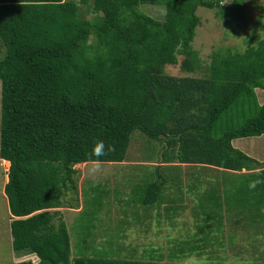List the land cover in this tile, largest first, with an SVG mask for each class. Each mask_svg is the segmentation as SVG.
Returning a JSON list of instances; mask_svg holds the SVG:
<instances>
[{"label": "trees", "instance_id": "1", "mask_svg": "<svg viewBox=\"0 0 264 264\" xmlns=\"http://www.w3.org/2000/svg\"><path fill=\"white\" fill-rule=\"evenodd\" d=\"M223 1L0 0V40L6 48L0 60V158L10 162L4 191L12 247L39 259L16 264H185L89 255L93 249L73 257L66 222L48 212L63 207L67 192L78 194L75 166L123 163L139 139L161 161L137 200L141 204L129 199L127 212L161 202L168 182L182 178L178 165L236 172L225 180L235 187L225 190V198L241 222L251 221L245 230L256 233L258 258V247H264V161L233 141L264 135V103L256 93L264 90V38L255 31L244 49L221 47L206 65L192 45L201 25L199 7L216 8V16L228 21L242 19L247 0L225 6ZM142 5L162 6L163 20L142 12ZM178 64L184 76L166 72ZM136 131L141 133L133 138ZM100 142L104 154L97 157L93 149ZM140 166L146 167L132 165ZM162 167L171 168L174 179L161 173ZM208 189L203 198L220 200L216 185ZM73 200L75 207L78 197ZM92 236L93 228L86 241ZM172 249L169 257L171 251L186 255L184 248Z\"/></svg>", "mask_w": 264, "mask_h": 264}, {"label": "rangeland", "instance_id": "2", "mask_svg": "<svg viewBox=\"0 0 264 264\" xmlns=\"http://www.w3.org/2000/svg\"><path fill=\"white\" fill-rule=\"evenodd\" d=\"M232 1L224 0L222 5H230ZM255 2L256 5L264 3L263 0H247V8L243 10L242 19L231 21L217 17L216 8H198L197 15L201 19V25L197 28V34L192 45L195 50L200 52L203 64L206 65L211 62V56L215 50L228 46L244 49L246 39H251L250 37L253 36L255 31L262 33L264 19H260L257 24L254 22L257 18L253 17L255 10L251 7ZM140 10L158 20H163L165 15V9L162 6L142 5ZM87 17H91V14ZM5 55L6 48L0 40V60ZM179 61H182V57H179ZM180 69V64L167 66L166 72L170 75L184 76L185 74ZM186 76L202 77L197 74H187ZM256 92L260 102L264 103V91L256 89ZM139 133L141 132L136 131L133 138L140 135ZM138 142L130 147L127 159L123 163H83L75 166L79 171L78 194L71 191L67 192L62 198L63 207L48 210L50 213H58V217L61 215L66 222L71 236L73 257L79 255L77 251L81 250L87 253V251L93 249V252H88L89 255H94V251L98 253L94 256L111 259H122L127 255V259L135 261L165 260L180 261L179 263L185 264H250L246 262V259H249L252 264L262 263L264 247L259 246V248L257 246L259 250L257 258L254 250L257 244L255 242L256 233L253 230H245L251 221L245 219V222H241V219L238 218L239 213L233 212L229 205H224L228 209L224 210L225 213L230 214L228 218L223 219L221 216H213L207 219H210L209 221L200 219L203 218L204 214L201 211L198 213V208L196 207L195 210V205L201 200L199 197L203 195L206 189L204 190L203 186L198 184L193 186L191 180L185 182L183 185L186 187L185 189L180 187L181 181L192 175L189 173L191 171L189 168L183 169L184 173H180L181 179L168 182L161 192L162 201L160 204L157 203L151 208L147 207L150 213L164 214V218L159 219L157 215H153L152 219H141L140 217L133 220L128 219L127 211L130 206L128 200L135 199L136 202L131 203L135 206L141 204L137 200L145 195V187L149 180L153 179L152 174L157 172V164L161 161V158L158 159L159 156L152 158L150 152L153 153L154 149L150 148L146 152L145 147ZM233 144L247 152L249 156L264 161V135L236 139ZM155 145V142H152L150 146L154 147ZM2 164V168L9 169L8 165L3 162ZM140 164L146 167H132V165ZM8 171H5V174L3 173L4 178ZM146 171L148 172L144 174L143 172ZM160 171L161 173L166 172L167 178L174 179L170 178L175 175L171 168L162 167ZM3 174L0 168V264H16L28 260L38 263L39 259L35 254L21 255L13 250L12 218L9 212L8 198L4 194ZM207 175L213 176V172ZM196 187L199 189L198 192ZM224 188L234 189L235 187L223 186L220 190L224 191ZM75 197H78V202L75 207L70 206L75 202L73 200ZM178 201L180 203L176 206L175 204ZM143 207L144 205H140L138 207L139 211H143ZM110 211L113 212V218ZM231 212L233 213L232 216ZM58 217L56 215L55 223H58ZM232 224H236L238 230H241L244 237V247L246 246L249 249L247 252L246 247L245 250L240 248L239 250L238 248L233 250L232 247V252L228 250L229 245L235 243L233 236L218 237L217 228H220V231L222 228L223 231L236 234V230L228 228ZM91 228H93L92 241L87 242L86 238L90 234ZM78 238L80 242L77 249ZM193 241H197V244H192ZM177 242L186 243H182L177 247L175 245ZM172 248H184L186 255L182 256L181 252L171 251L173 257H169V251L174 250ZM154 249L157 251L152 253L150 250ZM226 259L232 260L225 262Z\"/></svg>", "mask_w": 264, "mask_h": 264}, {"label": "crops", "instance_id": "3", "mask_svg": "<svg viewBox=\"0 0 264 264\" xmlns=\"http://www.w3.org/2000/svg\"><path fill=\"white\" fill-rule=\"evenodd\" d=\"M251 8H253L255 10L253 17H255V18L259 17L261 19H264V3L263 4H257V5L254 4ZM248 12H250V10H248ZM259 35H260L259 37L264 38V29L262 30V33H260ZM259 90L264 91L262 89H259ZM233 146H234V144H233ZM234 147L239 149V150H242L239 147H236V146H234ZM243 152H245V151H243ZM245 153H247V152H245ZM257 160L261 161L259 159H257ZM2 162L5 163L6 165H8L9 168H10V162L5 161V160L0 158V168H1L2 174H3L5 171H8L9 169L6 170L5 167L2 168L1 167V166H3ZM185 168L191 169V171L189 173H191L192 175L187 176L186 179L182 181L183 185L185 184V182H187L189 180H191L193 182V186L195 184L201 185V186H203L204 190L208 189L211 185L212 186L216 185V193H218L216 195L221 196V197L219 196L220 200L218 198L215 199L214 197H211L212 198L211 202H209L208 199L206 200L202 196L199 197V198H201V200L196 203L195 210L197 207L198 213L201 211L202 214H204L202 216L203 218H200V219L207 220L208 218H212L213 216H215V217L221 216V218H223V219L230 217L229 216L230 214H226L224 211V210H228L224 207L225 204L229 205L231 207V205L229 203V198H225L224 192L227 188H224L225 189L224 191H221L220 188L223 186L230 187V186H228V184L225 183V180H226V178H230L229 174H235L236 172L233 173L230 171H225L223 169H219L217 167H213V166H209V165H189V164L178 165V170L181 173H184L183 169H185ZM211 172H213V176L207 175L208 173H211ZM243 172H246V171L244 170ZM4 174L2 176L4 183H5V184L3 183V189H5V185L8 183V180H9L8 173H7V175H5V178H4ZM5 180H6V182H5ZM227 183H228V180H227ZM185 188L186 187L184 186V189ZM196 188L195 189L198 192L199 189H198V187H196ZM208 190H210V189H208ZM4 194H5V191H4ZM203 202L205 203V205H209L208 208H202L201 206L199 207V205ZM179 203H180V201H178L175 205L178 206ZM159 204H160V202H159ZM231 208L233 209V212H237V209L235 207H231ZM142 210L143 211H137V212L131 211L130 213H128V219L133 220L135 218H138L139 216L141 219H143V218L144 219H150V218H148V213H145V211H147V206H144ZM149 214H150V216H153L156 214V215H158L157 217L159 219L164 218V214H161V215L157 214V213H149ZM232 214L233 213L231 212V216H232ZM238 218L242 219V216L239 214ZM209 220H207V221H209ZM228 228H232V229L236 230L237 233L236 234L228 233L226 231H223L222 228H221V231H220V228L216 229V231L218 233V237L224 236V238H225L227 235H230L231 237L233 236V238L235 239V241H234L235 243L233 245H229L228 250L231 252L237 248H238V250H239V248L245 250L243 248L245 245V243L243 242L244 237L242 235L241 230H238V226H236V224H232L231 227H228ZM216 237H217V235H216ZM182 243H186V242H177V245H180ZM193 244H197V241H195V242L193 241ZM231 247L233 250H231ZM230 260H232V259H226L225 262H229ZM201 264H203V263H201ZM210 264H214V263H210ZM217 264H221V263H217Z\"/></svg>", "mask_w": 264, "mask_h": 264}, {"label": "clouds", "instance_id": "4", "mask_svg": "<svg viewBox=\"0 0 264 264\" xmlns=\"http://www.w3.org/2000/svg\"><path fill=\"white\" fill-rule=\"evenodd\" d=\"M104 145H103V142H100L97 146L94 147L93 149V154L97 157L101 156L104 154ZM258 182V181H257ZM250 186H255V184H251Z\"/></svg>", "mask_w": 264, "mask_h": 264}]
</instances>
